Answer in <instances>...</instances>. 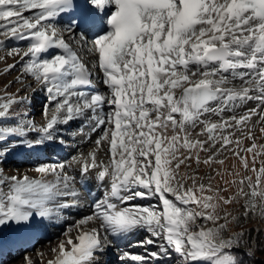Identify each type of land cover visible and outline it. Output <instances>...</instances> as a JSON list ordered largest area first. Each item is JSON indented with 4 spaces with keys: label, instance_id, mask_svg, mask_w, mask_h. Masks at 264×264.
Segmentation results:
<instances>
[{
    "label": "snow or ice",
    "instance_id": "snow-or-ice-1",
    "mask_svg": "<svg viewBox=\"0 0 264 264\" xmlns=\"http://www.w3.org/2000/svg\"><path fill=\"white\" fill-rule=\"evenodd\" d=\"M0 36V49L26 42L7 51L19 60L4 72L20 75L0 91V164L17 147L68 146L77 121L72 139L91 143L35 176L0 167V256L36 264L29 246L58 222L40 264H100L113 248L121 264H247L264 251V230L245 227L264 224V0H0ZM28 89L46 95L40 124ZM88 179L100 195L69 223Z\"/></svg>",
    "mask_w": 264,
    "mask_h": 264
},
{
    "label": "bare ground",
    "instance_id": "bare-ground-1",
    "mask_svg": "<svg viewBox=\"0 0 264 264\" xmlns=\"http://www.w3.org/2000/svg\"><path fill=\"white\" fill-rule=\"evenodd\" d=\"M27 14L28 13H25V15H27ZM0 40H3V39H0ZM10 44H12V46H14V47L26 46V42H19L18 43L16 41H11ZM14 60H15L14 63H16L19 60V57H16ZM9 74H15V78L12 80V81H14L20 75L19 65L17 66V68L15 70L11 71L10 73H6L5 75H9ZM14 84H18V83H14ZM95 89L99 90L100 92L107 91V89L105 88V86L102 83H96ZM29 98H30L31 104H30V107L28 105H26V107H27L28 111L31 113V117H33L35 119L36 123L40 124V118L39 117L41 116V113L44 109V105L47 102L46 101V95H45V93H41V92L38 93L36 90V91H34V93L32 92L30 94ZM34 103L37 104V106L35 108H33ZM250 106H252V105H250ZM39 111H41L40 114H38ZM37 114L39 117L37 116ZM77 122L69 125L66 129L68 130L75 125L77 126V124H78ZM66 129L64 131V139L65 140L66 139L67 140H73V142L67 141L68 146L60 145L59 143L45 144L44 146L37 147L34 149H28L26 147L21 146V147L15 148L12 151V153L8 155L9 157L7 160L15 162L16 164H17V162H24V163H19L20 166L22 164L26 165V162L29 163L31 161L32 163H30V164L27 163V164L33 165V167H34L38 163H46V162L61 163L60 160L62 158H64V159H66V162L64 164H66V165L70 164L72 161V158L75 157L79 153L78 152L79 148L81 146H84L86 144V142L82 138V136L78 135V134L75 136V139H72V135H70V134L68 135V133L66 132ZM49 150H51L52 152H55L56 155H48L47 151H49ZM27 157H28V159L25 161V159ZM25 165H23V166H25ZM15 172H16V170H15ZM31 173L35 175L34 172L31 171ZM86 186H87V183H86ZM83 189H85V188H83ZM97 192L100 193L99 191H97ZM80 199H81V204L84 206V213H87L88 212V205L90 202L89 201H83L82 198H80ZM81 209H83V208H81ZM81 209H74V210H72V213H81ZM81 214H83V213H81ZM69 223H71V222H69ZM8 231H9L8 229H4V232H8ZM60 232H61V230H58L57 233H52V232L49 233L50 235L47 236V238H46L47 240L45 239L46 241L41 245L42 250H40V251L47 254L45 256V260L51 258V255L48 252V249H49V247L55 246V244L57 242V237L59 236ZM52 235H53V237L50 238ZM49 240H51V242H52L50 245L48 243ZM38 242H40V241H38ZM121 246L122 247L126 246V242H122ZM31 248H32V246L30 245L29 250ZM127 250H130V248H128ZM14 253H15V250H13L11 252H5L3 254V256H0V260L5 258L4 260H8V261L10 260L8 262V264H20L21 258H19V256H15L16 253L15 254ZM20 253H22V252H20ZM29 253H30V255H32V257L35 258L34 260L36 261V264H40V260L36 256V252L35 253L29 252ZM119 254L120 253H118V251L115 248L107 251L103 256L100 257V264H121V262L119 260ZM7 256H10V257L8 258ZM12 261H14V262H12ZM0 264H6V263H3V261H0Z\"/></svg>",
    "mask_w": 264,
    "mask_h": 264
},
{
    "label": "rangeland",
    "instance_id": "rangeland-1",
    "mask_svg": "<svg viewBox=\"0 0 264 264\" xmlns=\"http://www.w3.org/2000/svg\"><path fill=\"white\" fill-rule=\"evenodd\" d=\"M0 39H5V38L3 36H0ZM11 47H14V46H12V44L9 43L6 46L5 49H0V58H3V59H0V91L3 90V87L9 81H12L15 78V74L5 75L6 73L4 72V69L7 67V65L13 64L15 62L14 59L16 57L13 58V57L7 56V51L9 49H11ZM25 83L26 84H30V83H34V82L30 78H26L25 79ZM21 87H23V85H21V84H13L12 87H10L8 89V91L9 92H15L18 88H21ZM32 92L34 93V91L32 89H28L25 93H22V94L23 95H27L29 97ZM37 92L38 93H40V92L41 93H44L43 91H40V90H37ZM33 105H34L33 108H35L37 106L36 103H34ZM250 105H252V106H250ZM248 107L251 108V107H254V105L252 103L251 104L249 103V106ZM25 108H27L26 105H25ZM40 112L41 111H39L38 114H40ZM38 114H37V116H38ZM30 118H33V117H30ZM39 118H40V123H42L43 122V118L41 116ZM77 123H78L77 126L75 125V126H73L72 128H70L68 130L66 129V132L68 133V135L69 134L70 135H73L76 132V129L79 128L80 122L78 121ZM84 133L86 135H91V139L93 141L97 138V135H98V133H91L88 128H84ZM255 135L260 136L261 134L257 131L255 133ZM82 138L85 140V142H86L85 145L86 146L85 145L84 146H81L79 148L78 152L79 153H81V152L86 153L89 150V148L91 147V143H90V141L86 140L85 136H82ZM66 141L73 142V140H67V139H66ZM248 143H249L248 141H245V145H248ZM258 143H264V138H262L261 140H259ZM47 154L48 155H56L55 152H52L51 150L47 151ZM8 157H7V159H8ZM7 159L4 160L2 164H0V167H3L5 169L6 174L13 175L14 173L16 174L17 171L21 172L24 169L21 172V174L27 172L28 175L35 176L34 174L31 173V171H29L31 168H33V165H28V164L32 163L31 161L29 163L26 162V165L25 164H22L20 166L19 163H24V162H17V164H18L17 165L15 162H12V161L7 160ZM27 159H28V157L25 159V161ZM60 162L61 163H65L66 162V159L62 158L60 160ZM46 163H54V162H46ZM232 163H233V160H232L231 157H229V159L226 161V165L230 168ZM23 165H25V166H23ZM193 167H195V165H193ZM216 167L219 168V166H216ZM15 170H16V172H15ZM181 171H183V167L181 168ZM206 171H208V169H205L203 166H201L200 174L203 175ZM70 174L76 175L77 180L80 179L78 172L70 171ZM214 174L215 173L213 172V175ZM229 179H230V177H229ZM86 183H87L86 188L85 189H83V188L80 189L81 190V193H82V195H81L82 197L81 198H82L83 201H89V202H91L90 200H92V196L89 194V192L95 193L96 196H99L100 193L97 192L98 190H97V187H96V181L94 179H88V180H86ZM213 183L214 184L219 183L221 187L223 186L222 181H219L218 178H217V180H214ZM138 202L143 203L144 201H138ZM82 208L83 209H81V213H83V214H81V213H72V211H71V213H65V215H67L69 217V222H71L73 219H78L80 216L85 215V214L88 213V212L87 213H84V206ZM252 226L253 227L255 226V227H258V228H262L264 230V224H260L257 221H252L250 224H246L245 225L246 228L252 227ZM58 230H62V225L59 222L56 225L51 226V227H48L47 229L41 231V233H40V239H39L40 242H36L35 243V247L34 248L32 247L29 250V252L35 253L36 252V249L42 250L41 245L47 240L46 238H47V236L50 235L49 233H51V232L52 233H57ZM237 230H239V229H237ZM5 233H7V232H5ZM52 237H53V235L50 238H52ZM141 237H142V234H138L137 236L131 237L130 239L133 240V241H135L136 239H139ZM128 251L129 252H132V253H143V248H140V247H132ZM15 253H14L15 256H19V258H21L22 255H23V253H17V252H15ZM7 257L9 258L10 256H7ZM4 259L5 258L1 259L0 261H3V263L8 264V262L10 260L8 261V260H4ZM33 259H35V258L33 257ZM255 259L256 260H260V261H264V253H261V252L258 253L257 252ZM12 262H14V261H12ZM163 264H177V261H176L175 258H173V259H170V260L163 261Z\"/></svg>",
    "mask_w": 264,
    "mask_h": 264
},
{
    "label": "trees",
    "instance_id": "trees-1",
    "mask_svg": "<svg viewBox=\"0 0 264 264\" xmlns=\"http://www.w3.org/2000/svg\"><path fill=\"white\" fill-rule=\"evenodd\" d=\"M253 227V226H252ZM253 228H257V227H253ZM261 230H263L262 228H260ZM257 234L255 232H253V236L255 237ZM259 242L261 243V246L264 247V236H259L258 237ZM264 253V251H259L258 253ZM247 260V264H264V261H260V260H249L248 258H246Z\"/></svg>",
    "mask_w": 264,
    "mask_h": 264
}]
</instances>
